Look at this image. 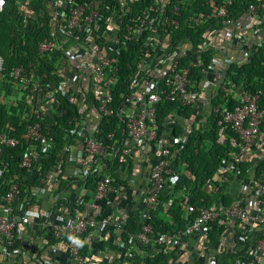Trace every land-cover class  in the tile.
I'll return each instance as SVG.
<instances>
[{
  "label": "built area",
  "instance_id": "built-area-1",
  "mask_svg": "<svg viewBox=\"0 0 264 264\" xmlns=\"http://www.w3.org/2000/svg\"><path fill=\"white\" fill-rule=\"evenodd\" d=\"M8 1L16 10L25 0H0V11ZM28 1L37 3L47 16L40 17L44 23L37 32L42 37L35 42L36 56L11 67L8 77L27 97L44 102L31 111L37 120L25 125L26 143L17 162L24 180L17 181L13 175L4 180L7 166L0 159V264H17L23 251L33 258L34 264H88L83 250L98 251L91 236L104 229L116 232L114 238L122 258L131 260L150 245L166 253L181 246L185 238L203 236L230 220L246 221L251 227L264 225V176L243 184L247 193L255 197L253 207L220 201L196 206L180 197L183 213L192 215L186 226L154 231L151 222L153 212L163 203V195H168L167 207L174 201L168 193L179 178L176 156L186 139L184 133L173 134L169 119L161 126L154 124L156 104L167 101L192 107L200 96L195 78L189 76L192 67H199L194 58L198 57L200 44L194 46L187 40L173 44L171 38L182 20L185 25L196 27L212 14L227 17L231 0H221L211 13L194 14L187 19H179V8L191 0H149L135 11L132 6L139 0ZM244 14L253 17L256 25H264V0H248L241 15ZM222 30L224 37H232V30ZM210 33L208 28L201 33L200 48H210ZM263 43L264 40L248 46L241 43L240 57L258 52ZM129 48L137 59L126 63L124 71L117 56ZM50 59L54 63L48 72L45 62ZM226 66L212 57L206 68L198 69L204 75L211 72L231 102V106L214 103L210 107L217 127L216 142L226 140V129L235 135L227 139L229 150L214 172L222 179L227 175L235 177L241 162L254 159V153L264 145V104H259L262 90H249L226 79ZM2 71L0 56V77ZM46 100L75 106L76 114L67 120L70 128L57 144L51 134L54 122L45 117L49 109ZM112 117L116 119H108V127L103 130L100 120ZM9 129L8 124L0 129V149L18 144V139L8 134ZM262 160L258 157L255 161ZM131 166L133 173L143 168L136 190L132 182L118 185L108 172L112 167L126 172ZM34 179H43L45 188L51 191L47 207L42 198L33 201L32 195L26 194L27 190L38 196L40 190H45L40 184H33ZM86 183L91 187L87 194L85 188L82 190ZM76 187L82 189L71 196ZM137 191L140 197L132 215L139 230L128 234L125 217L113 208V200L121 193L120 199L132 201ZM37 202L36 207L42 210L40 220V214L24 206ZM32 227L36 236L47 238L44 243L34 242L33 236L30 243H22L25 229ZM125 234L128 238H124ZM252 251L261 260L257 264H264V233L254 241Z\"/></svg>",
  "mask_w": 264,
  "mask_h": 264
},
{
  "label": "crops",
  "instance_id": "crops-1",
  "mask_svg": "<svg viewBox=\"0 0 264 264\" xmlns=\"http://www.w3.org/2000/svg\"><path fill=\"white\" fill-rule=\"evenodd\" d=\"M11 5V2H10ZM9 6V4H8ZM16 8V7H15ZM15 22L17 29L23 35L35 36L38 32V28L41 27L44 23L43 19H40L42 11L37 8V3L32 1L25 0L22 2L19 9L15 10L14 13ZM45 18L46 15H43ZM42 22V24H41ZM43 27V26H42ZM228 28L232 30L233 34L231 38L224 37L222 28ZM44 28V27H43ZM255 31L253 32V30ZM238 36V38H236ZM244 37V38H243ZM210 47L213 49L212 57L218 58L221 61L227 64L224 68H229L233 63L245 62L248 58L252 56V52H249L247 57H240V54L243 50L242 44L245 42V46L250 45L251 43L263 41L264 40V25L258 26L254 23L253 17L250 15L244 14L240 15L234 20L227 19L225 24L217 32L212 30L210 33ZM264 44V43H263ZM264 46V45H263ZM262 46V47H263ZM264 51V48H263ZM211 57V58H212ZM52 60H46L45 63L48 64V72L52 70ZM54 63V62H53ZM7 85L9 86L8 92L4 90L0 91V103L4 104L6 108L10 105H17L18 102H25L29 107L30 111L39 104L43 103L44 100H39L33 97H27L21 90L19 86L13 80H7ZM198 89L200 90L199 100L195 106L190 107V115L185 118L181 115L171 113L172 116L178 122L179 131L173 133L175 135L185 134L187 140V133L193 129H197L204 123L205 117L210 113V107L214 103H222L228 106H231V102L224 91L220 89L217 82L213 80L212 73L203 74L201 80L197 83ZM35 97V96H34ZM62 103H51V100H46L45 105L49 107L48 112L45 117L51 119L55 123V117L61 114L63 104ZM53 105V106H52ZM60 105V107H59ZM172 116H168L166 120H174ZM184 141V143H185ZM183 143V144H184ZM2 149H0V159ZM264 158V145H260V149L254 153V159L250 158L241 162L239 166V171L235 177L232 175H227L224 179L218 178V176L213 173V175L206 181L204 184V189L207 192H210V196H215L217 193L225 194L230 198L231 203L241 204L245 208L253 207L254 205V196L248 194L245 190L243 184L248 180H258L264 176V160L257 163L255 161L257 158ZM254 160V161H253ZM180 164V163H179ZM132 167V168H131ZM127 169L126 172L119 171L120 179L118 185L126 182L133 183V189H137L138 179L143 176V168L139 172L133 173V166ZM129 170V171H128ZM118 172V170H116ZM141 172V175L139 173ZM6 173V172H5ZM13 175L17 181H23L21 173H15L12 171L8 176L3 174L4 180H7ZM139 175V176H138ZM16 176V177H15ZM190 174L186 171L183 166L180 164V175L179 178L188 177ZM33 184H40L42 189H44L47 184L43 179H34ZM39 180V181H38ZM177 180V181H178ZM3 179L0 178V193L2 192L1 183ZM185 186L177 185V182L174 186H171L169 189L171 196L174 197L173 204L178 203L180 197H187V192L184 188ZM89 190L91 187L89 183H86L83 186V189ZM81 189L77 187L71 193L76 194ZM32 195V200L37 201V199H43L44 205L48 206L49 196L51 191L48 188L42 192L41 190L37 193L38 196L32 194V191H27L26 194ZM121 193L113 200V208L120 211L122 216L125 217V220L128 216L132 215L134 209L137 207V201L139 200L140 193L137 191L134 193V196L131 197L132 201H127L122 197L120 199ZM168 195H163V203L155 209L153 216L159 219L165 226L166 229H172L174 226L173 219L169 214V207L166 206L165 201ZM214 201H218L214 197ZM39 204H25L24 206L28 209H33L37 215L40 216L37 220L41 219L42 210L36 206ZM172 204V205H173ZM179 204V203H178ZM180 205V204H179ZM14 207L17 208V205L14 204ZM183 206L180 205V208L183 211ZM0 203V210H1ZM133 209V210H132ZM132 211V213L130 212ZM22 237V243L27 244L32 241V236L34 242L44 243L47 238L43 235L36 236V231L32 227L31 229H25ZM128 233V232H127ZM264 233V225H259L256 227H251L246 221H228L225 226H214L210 233L205 235H193L184 239L181 246H178L173 249H168L166 253H161L159 248L155 245H150L146 247L143 251L138 252L137 255L143 258H151L154 255L162 257L159 259L158 264H257L260 260L259 255L252 251V245L254 241ZM116 232L109 229H104L98 234L91 236V241L94 246H96V252L91 250L84 249L83 254L88 258L87 263L94 264H129L130 259L122 258V250L118 243L115 241ZM130 234V233H128ZM209 234V235H208ZM124 238H128L125 234ZM133 244H130L132 246ZM22 255H18L17 264H34L33 258L28 255V253L21 252ZM33 257V256H32ZM113 262V263H110ZM135 264H144L143 260L135 262Z\"/></svg>",
  "mask_w": 264,
  "mask_h": 264
},
{
  "label": "trees",
  "instance_id": "trees-1",
  "mask_svg": "<svg viewBox=\"0 0 264 264\" xmlns=\"http://www.w3.org/2000/svg\"><path fill=\"white\" fill-rule=\"evenodd\" d=\"M149 0L135 1L132 6V11L138 10L147 5ZM172 1V0H170ZM221 0H191L188 4L180 6L179 19H187L190 15L194 14H207L214 10L215 4H218ZM212 2V3H210ZM248 0H231L230 5L227 8V17L219 18L215 15H210L209 20L204 23L191 27L181 23V27L176 34L171 38V42L175 44L179 40H187L192 45H199L201 47L202 38L201 33L205 29L219 31L225 24L227 19L234 20L238 18L245 10V5ZM9 6L4 7L0 11V56L3 59V71L2 77H0V91L4 90L8 92L9 86L7 80H9L8 74L16 64L25 63L27 60L36 56L35 42L42 37V33L38 32L35 36L22 35L17 29L15 22V7L13 3L8 1ZM264 45V44H263ZM197 48V58L199 61V67H192L189 71V76L195 78L198 83L203 74L199 73V68H206L209 59L212 57V48ZM263 47L258 52H254L250 58L245 62L233 63L229 68L224 69V75L226 79L239 83L245 88L261 89L262 94L259 99V104H264V51ZM130 49V48H129ZM123 49L117 56L119 66L121 70H126V63L135 62L137 54L134 50ZM186 56L185 59H187ZM125 73V72H124ZM127 78V76H126ZM62 113L55 117V123L51 130V134L56 144L60 142L65 133L69 130L70 126L67 124V120L71 118L75 113V106L63 103ZM181 115L185 118L190 115V107L180 106L175 102L161 101L156 104L154 124L161 126L168 116H172L171 113ZM172 130L174 133L179 131L178 122L172 116ZM115 120L116 117L102 118L99 122V126L104 130L108 127L107 120ZM37 119L31 114L30 107L23 101L18 102L17 105H10L8 108L0 103V129L8 124L10 126L9 135L18 139V144L14 147H3L1 158L3 162H6L7 171L5 176H8L12 171L17 173V162L20 154L24 150L26 139L24 137L25 125L36 121ZM187 140L182 145L176 156V162L180 163L183 168L188 171L190 176L180 178L177 181V185L185 186L187 192L188 203H192L196 206H207L214 197L223 204H229L230 198L221 193H217L215 196H210V192L204 189V184L218 168L222 159L225 157L226 152L229 150L228 138L235 137L233 132L226 129L223 133L226 140L223 143H217V127L215 125V119L211 113H209L204 120V123L197 129L191 128L187 133ZM116 168H111L108 172L113 175L116 182L121 181L119 171H115ZM129 171V170H128ZM173 204V203H172ZM169 207V214L173 219L174 226L172 229L183 228L186 226L192 215H186L180 208L178 203ZM151 222L154 231H166V226L153 215L151 216ZM125 229L130 234H136L139 230V225L136 222L135 215H130L125 220ZM210 233V231L208 232ZM209 235V234H208ZM162 257L154 255L151 258L141 259L139 255H135L129 264H135L139 260H143L144 264H158L159 259Z\"/></svg>",
  "mask_w": 264,
  "mask_h": 264
},
{
  "label": "rangeland",
  "instance_id": "rangeland-1",
  "mask_svg": "<svg viewBox=\"0 0 264 264\" xmlns=\"http://www.w3.org/2000/svg\"><path fill=\"white\" fill-rule=\"evenodd\" d=\"M10 79V78H9Z\"/></svg>",
  "mask_w": 264,
  "mask_h": 264
}]
</instances>
